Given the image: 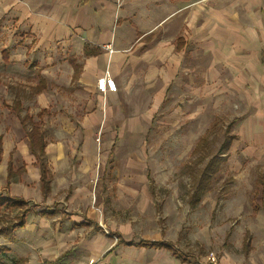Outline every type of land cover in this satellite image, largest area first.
Here are the masks:
<instances>
[{
    "label": "crops",
    "instance_id": "0c3cea01",
    "mask_svg": "<svg viewBox=\"0 0 264 264\" xmlns=\"http://www.w3.org/2000/svg\"><path fill=\"white\" fill-rule=\"evenodd\" d=\"M109 44L113 51L106 48ZM86 46L96 52L87 54ZM263 48L264 0H0V78L33 86L23 85L14 92L15 100L0 103V192L37 207L30 204L23 226L0 234V246H7V253L16 249L15 258H25V264L58 259L72 264H199L183 259L176 249L138 244L144 239L175 244L157 217L151 223L160 230L159 238L126 242L116 231L114 241L105 232L91 204L99 181L96 154L106 149L97 137L111 134L105 131L109 110L160 98L172 80L190 83L189 67L196 64L204 69L206 110L231 113V128L235 123L243 127L241 136H256L257 124H264ZM105 70L112 72L117 90L103 93L97 87ZM37 75L39 81L31 79ZM17 100L20 112L13 108ZM56 105L60 123L54 125L51 139L41 116ZM27 114L46 133L45 162L51 177L47 193L21 119ZM147 173L151 193L156 194L155 179L149 169ZM56 202L68 205L66 211L77 218L68 215L71 235L60 229ZM42 204L52 207L39 211ZM91 220L98 225H73ZM53 224L62 244L68 243V235V241L73 239L70 247L58 248L52 232L43 231L50 225L55 232ZM245 237L246 253L252 248V233L250 249L245 248ZM126 251L134 252L131 260Z\"/></svg>",
    "mask_w": 264,
    "mask_h": 264
},
{
    "label": "rangeland",
    "instance_id": "374dc122",
    "mask_svg": "<svg viewBox=\"0 0 264 264\" xmlns=\"http://www.w3.org/2000/svg\"><path fill=\"white\" fill-rule=\"evenodd\" d=\"M200 58L203 60V56ZM189 68L193 72L190 83L172 80L166 84V91L160 98L147 100L145 104L141 100L125 102L121 110L118 107L113 112L109 110L111 119L106 121L105 131L111 134L97 137L106 149L96 154L99 181L93 192L92 209L100 218L99 224L104 223L105 232L114 241L117 240L116 231L123 233L126 242L136 243L144 237L159 238L160 230L153 229L151 223L157 217L159 226L167 230L177 244V253L188 262L264 264V186L258 188L256 184L259 170H264V124H257L256 136H243V133L241 136L238 132H242L243 127L234 123L231 131L235 139L229 159L222 163L206 187L200 189V196L193 194L190 171L195 157L192 151L199 137L208 131L207 126H214L212 143L198 152L199 170L192 169L197 174L208 157L219 149L233 115L206 110L203 65H190ZM40 78L37 75L31 79L37 82ZM23 85L33 88L30 84ZM23 85L14 83L11 78H0V103L15 100L14 92L25 88ZM58 109L56 105L51 113H43L49 117L41 116L51 139L54 125L60 123L56 115ZM35 119L39 121L38 117ZM148 169L155 179L156 194L151 193ZM160 203L163 204L162 212L157 213ZM30 204L33 203H27ZM32 206V209L36 207ZM39 206V211L52 207ZM54 208L61 211L58 221L62 233L67 230L71 235L73 227L67 224L70 219L66 211L68 205L56 202ZM18 211V208L3 207L0 211L2 224H6L8 218L13 219ZM73 225L98 224L91 220ZM52 227L55 232L50 225L43 231L52 232L58 248L70 247L73 242V239L68 241L70 235L66 237L68 243L62 244L56 234V224ZM247 229L252 233L253 244L245 253L243 241ZM19 231L26 233L25 229ZM46 238L49 240V236ZM22 239L20 236L19 240ZM126 254L129 260L135 255L131 251ZM16 256L14 249L4 259L12 264Z\"/></svg>",
    "mask_w": 264,
    "mask_h": 264
},
{
    "label": "trees",
    "instance_id": "16d2710c",
    "mask_svg": "<svg viewBox=\"0 0 264 264\" xmlns=\"http://www.w3.org/2000/svg\"><path fill=\"white\" fill-rule=\"evenodd\" d=\"M96 51H89V46H86V53L87 54H94ZM13 108L20 112L22 109V106L20 105V101H15L13 103ZM23 126L26 129V132L29 135L30 140V148L37 156L38 162L41 165L42 169V181H43V191L46 193L49 190V185L51 182V177L48 175V168L47 163L45 162V145H46V133L44 132V129L40 122H34L32 117L30 115H24V117H21ZM212 135H213V128H209L206 133H204L202 136L199 137L196 146L194 147L192 153L195 157L194 164H192L193 160L189 163L192 164L191 167L193 170H199L198 169V152L203 149H207V145H210V142L212 143ZM234 135L231 133V126L228 124L227 129L225 131L222 143L214 155L212 157H208L209 155H205L208 157L207 163L201 168L200 174H197V172L193 171L191 169V175L193 179L192 188H193V194L200 196L201 188H205L207 182L209 179L213 178L216 172L219 171V169L222 166V163L226 162L228 159V149L232 144V139ZM2 143H3V136L0 135V160L2 156ZM11 166H10V175H11ZM257 184L260 186H264V173H260L258 176ZM28 202H26L24 199L17 197V196H11L9 194L3 195L2 192H0V211L3 207L6 209L13 210V208H18L19 211L14 215L13 219L8 218L9 221L6 222V224H2L0 221V234H8L13 231L14 228L17 226H23L26 221H24L25 216L27 214V211L31 209V206L27 205ZM24 207V208H23ZM23 208V209H22ZM44 213H50V211L43 210ZM119 237V236H118ZM121 237V236H120ZM118 240H121V238H118ZM251 233L248 231L245 237V248L250 249L251 247ZM141 246H152V247H165L167 249H170L174 251L175 244H171L164 240H149L144 239L138 242ZM9 251L7 246H0V264H9L4 259V256ZM176 252V250H175ZM185 259V258H183ZM25 258L19 257L14 258V261L12 264H25Z\"/></svg>",
    "mask_w": 264,
    "mask_h": 264
},
{
    "label": "built area",
    "instance_id": "2783aa9c",
    "mask_svg": "<svg viewBox=\"0 0 264 264\" xmlns=\"http://www.w3.org/2000/svg\"><path fill=\"white\" fill-rule=\"evenodd\" d=\"M106 48L109 51L114 50L111 44L107 45ZM263 55H264V48H263ZM97 87H99V89L103 93L110 90H117L114 77L112 76V72H110L109 70H105L104 74L100 76L97 80ZM55 264H72V263L63 260H58V262H56ZM88 264H93V262L89 261Z\"/></svg>",
    "mask_w": 264,
    "mask_h": 264
}]
</instances>
